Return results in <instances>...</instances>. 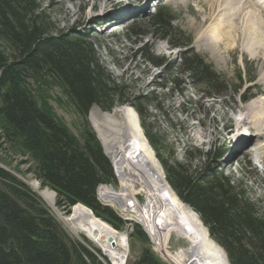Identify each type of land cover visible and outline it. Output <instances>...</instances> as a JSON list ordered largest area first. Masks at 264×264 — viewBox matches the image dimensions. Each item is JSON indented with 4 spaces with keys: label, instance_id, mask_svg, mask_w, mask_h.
<instances>
[{
    "label": "trees",
    "instance_id": "obj_1",
    "mask_svg": "<svg viewBox=\"0 0 264 264\" xmlns=\"http://www.w3.org/2000/svg\"><path fill=\"white\" fill-rule=\"evenodd\" d=\"M174 18L164 8L151 16L149 30L139 33L151 36V43L147 40L142 45V50L148 49L143 61L163 66L169 74L164 77L166 83L175 84L170 88L171 96L184 94L183 78L203 94L219 96L223 88H219L220 74L198 54L186 49L180 63L174 64L153 53L154 40H163L173 48L188 46L190 38L173 26ZM51 24L37 0H0V147L8 144L30 154L36 162L35 178L55 192V205L65 213L80 203L118 230L125 221L101 205L96 196L100 184L118 177L87 116L92 106L110 111L129 104L170 188L197 214L229 264H264V204L246 183L222 171L219 162L225 148L202 151L189 146L182 159H177L175 148L158 131L150 111L164 112L155 91L136 96L107 72L89 38L79 32L56 30ZM174 69L182 74L180 79L171 75ZM240 75L233 93L245 101L251 94L248 88L241 92L245 77ZM44 76L60 87L82 118L80 138L56 117L45 96L31 88L29 77L38 81ZM244 163L249 169L246 173L253 174L250 162ZM0 181L36 215L0 186V264H87L83 255L90 252L80 243H71L70 248L55 221L35 205L36 195L23 182L1 167ZM133 227L132 236L148 242L139 225ZM132 264L163 263L145 248Z\"/></svg>",
    "mask_w": 264,
    "mask_h": 264
},
{
    "label": "rangeland",
    "instance_id": "obj_2",
    "mask_svg": "<svg viewBox=\"0 0 264 264\" xmlns=\"http://www.w3.org/2000/svg\"><path fill=\"white\" fill-rule=\"evenodd\" d=\"M37 2L45 16L51 21V26L56 30L79 32L84 37L89 38L107 72L115 79L123 81L136 96L155 91L160 97L164 112L156 111L153 108L150 111L154 114L158 131L175 148L177 159H182L184 150L189 146L202 151L214 146L216 148L224 147L225 152L219 162L222 171L226 174H232L235 178L246 183L252 193L261 198L264 204V137L255 139L252 134L240 135L242 132L248 131V125L240 121L244 116L241 109L248 101L245 103L239 101L233 93V90L238 86L240 74H242L245 77L242 87H250L253 99H257V94L264 95V82L259 81L264 62L259 61V58L249 56L247 53L238 54L232 61L228 55H225L227 53L224 50L218 57L210 53L205 40L200 39L202 35H207L211 22L207 19L208 0H37ZM161 8L168 9L175 15L173 26L187 35L190 42L186 47L173 48L163 40H154L151 45L153 53L165 57V61L174 64L180 63L182 53L186 49L198 54L220 74L219 88H223L219 96L210 97L203 94L195 86L190 85L185 78H183L186 84L184 94L175 92L171 96L170 88L175 84L166 83L164 77L169 74L164 73L163 66L154 67L151 63L143 61L148 49L142 50L144 47L142 45L147 40L148 44L151 43L149 40L151 36H142L139 33L149 30V19ZM131 25L134 26L133 30L129 29ZM174 70L171 75H178L177 77L182 75L177 73L176 69ZM28 81L34 93L44 95L56 117L75 136L80 138L82 118L75 113L60 87L48 76H44L38 81L29 77ZM119 106H128L136 113L129 104L118 105L114 108ZM112 110L103 111L98 106L91 107L87 121L94 132L90 115L95 114L100 117L103 112H111ZM116 118L119 119L120 116L117 114ZM174 124L176 127L173 126ZM259 143L262 145L261 151L255 149L256 144ZM153 154L155 156L154 151ZM245 161H249L252 169L255 170L253 174L246 173V169H249L245 168ZM35 165L36 162L26 151H22L18 147L13 149L8 144H3L0 147V167L23 182L36 195L39 203L49 212L39 208L46 215L54 217L55 223L57 222L67 235L69 244L80 243L84 246L91 254H85V256L91 261L96 257L93 251L102 255L103 252L100 248L102 245L99 242L95 244L90 238L74 229V226L66 220L71 214V210L67 214L57 207L55 194L52 204L41 196V191L47 187H42L40 181L35 178L33 172ZM113 169L115 170L114 166ZM161 172L164 174L163 169ZM116 175L119 180L115 176V180L110 183L115 191H119L124 188V179L119 171L116 172ZM34 181L39 183V190L32 187L31 183ZM131 189L133 193H137L136 197L140 203L146 202V196L137 185L132 184ZM100 203L103 206H109L118 217L125 221L123 227L118 229L119 232L128 234L129 250L125 264H132L145 248L149 249L163 264H173L161 256L163 254L160 253L156 244L148 237L141 223L131 218L133 216L129 215V211H121L117 205L112 203ZM186 207L192 210L187 205ZM125 217L130 218L128 228ZM136 223L145 233L148 242L144 243L137 236H132L133 226ZM169 236L166 249L173 257L181 249L190 245L187 239L181 238L175 233H170ZM209 238L211 239L210 236ZM216 252L221 256L218 250ZM85 256L83 255V258ZM176 257L179 259L178 255ZM85 262L89 264L86 260ZM174 264L178 263L174 260Z\"/></svg>",
    "mask_w": 264,
    "mask_h": 264
},
{
    "label": "bare ground",
    "instance_id": "obj_3",
    "mask_svg": "<svg viewBox=\"0 0 264 264\" xmlns=\"http://www.w3.org/2000/svg\"><path fill=\"white\" fill-rule=\"evenodd\" d=\"M208 1L207 19L211 22L207 35H202L205 37L200 39L205 40L210 53L218 57L224 50L231 61L238 54L247 53L264 62V0ZM259 81L264 82V68ZM241 110L244 116L240 121L248 125V131L240 135L252 134L255 139L264 137V95L249 101ZM102 114L100 117L90 115L92 127L115 172L119 171L124 179V188L119 191H115L110 182L105 183L107 190H100L103 199L116 203L121 211H129V215L133 216L131 218L141 223L148 237L156 244L163 254L161 256L173 264L174 260L178 264H229L226 254L209 238L196 213L177 199L164 179L135 113L128 106H119ZM117 114L119 119L116 118ZM256 145L255 149L261 151L262 145ZM132 184L144 193L147 199L145 203L139 202L137 193L131 189ZM31 185L39 190L37 181ZM41 196L48 203H53L52 190L43 189ZM66 220L95 244L99 242L110 258L120 257L121 260L128 253L127 236L97 218L84 205L77 203L72 206ZM170 233L190 242L187 248L177 254L179 259L166 249ZM112 243L116 244L115 249Z\"/></svg>",
    "mask_w": 264,
    "mask_h": 264
},
{
    "label": "built area",
    "instance_id": "obj_4",
    "mask_svg": "<svg viewBox=\"0 0 264 264\" xmlns=\"http://www.w3.org/2000/svg\"><path fill=\"white\" fill-rule=\"evenodd\" d=\"M113 168V166H112ZM113 172H114V169H113ZM105 188V183L104 184H100L98 187H97V191H96V195H97V198H98V201L99 202H102V203H105L106 201L103 199L101 193H100V190ZM105 190H107V188H105ZM106 203H112L113 205H117L116 203L112 202V201H109V202H106ZM126 218V227L128 228L129 226V217H125ZM120 233H123L122 231H120ZM125 235L127 236L128 234L125 233ZM114 244V243H112ZM116 244L113 245V247L115 246ZM101 248V253L102 255H99L98 253L94 252V255L96 254V257H94V260L91 261L90 258H88L87 256L84 257V259L89 263V264H125L126 263V256H127V252L125 253L126 255L122 256L123 258L121 260H119L120 257H118L117 259H112L110 258V255H108L107 253H105V250H103L102 247ZM115 249V247H114ZM121 251V250H120ZM105 261H104V259ZM109 262V263H107Z\"/></svg>",
    "mask_w": 264,
    "mask_h": 264
},
{
    "label": "water",
    "instance_id": "obj_5",
    "mask_svg": "<svg viewBox=\"0 0 264 264\" xmlns=\"http://www.w3.org/2000/svg\"><path fill=\"white\" fill-rule=\"evenodd\" d=\"M135 116L137 117V120H138V116L136 115V113H135ZM145 137V136H144ZM98 138V137H97ZM146 139V138H145ZM149 147H150V145H149ZM105 153V152H104ZM107 156V155H106ZM108 157V156H107ZM157 162H158V160H157ZM159 163V162H158ZM159 165H160V163H159ZM161 166V165H160ZM162 169V168H161ZM0 186H1V188L2 189H4V186H3V183L0 181ZM170 187V186H169ZM172 190V189H171ZM4 191H5V193L8 195V196H10L14 201H16L21 207H23V205L19 202V201H17L14 197H12L8 192H7V190L6 189H4ZM173 191V190H172ZM174 193V192H173ZM54 194H55V192H54ZM175 194V193H174ZM175 196L177 197V195L175 194ZM177 199L179 200V201H181L178 197H177ZM35 201L37 202V205H38V207H41V208H43V209H45V207L41 204V203H39V201H38V199H37V197H35ZM182 202V201H181ZM183 203V202H182ZM27 212H29V213H31L33 216H36V215H34V213L33 212H31L29 209H27L26 207H23ZM46 211H47V213L49 212L47 209H45ZM50 214V213H49ZM197 215V214H196ZM48 217H50V218H52L54 221H56L55 219H54V217L52 216V215H47ZM56 224H57V226L59 227V224L56 222ZM59 229H60V231H61V233H62V235H63V237H64V239H65V241L69 244V239H68V237H67V235L65 234V232L62 230V228L61 227H59ZM31 238L32 239H34V240H37V241H41V242H47V240H45V239H41V238H37V237H34V236H31ZM113 242V241H112ZM70 245V244H69ZM217 246L218 247H220L218 244H217ZM70 248L72 249V247H71V245H70ZM221 248V247H220ZM222 249V248H221ZM224 252V251H223ZM72 256H73V252H72Z\"/></svg>",
    "mask_w": 264,
    "mask_h": 264
},
{
    "label": "flooded vegetation",
    "instance_id": "obj_6",
    "mask_svg": "<svg viewBox=\"0 0 264 264\" xmlns=\"http://www.w3.org/2000/svg\"><path fill=\"white\" fill-rule=\"evenodd\" d=\"M35 205L38 207L37 202L35 201Z\"/></svg>",
    "mask_w": 264,
    "mask_h": 264
}]
</instances>
